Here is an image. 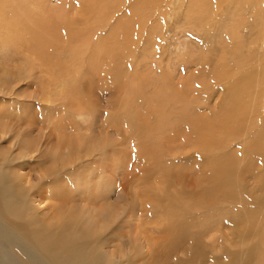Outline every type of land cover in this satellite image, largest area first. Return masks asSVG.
Returning a JSON list of instances; mask_svg holds the SVG:
<instances>
[{"label":"rangeland","instance_id":"374dc122","mask_svg":"<svg viewBox=\"0 0 264 264\" xmlns=\"http://www.w3.org/2000/svg\"><path fill=\"white\" fill-rule=\"evenodd\" d=\"M263 5L0 0V70L23 93L0 95V107L17 101L11 107L22 105L26 118L73 123L67 136L76 142L106 134L116 142L108 155L84 161L85 195L106 207L119 189L122 245L138 251L130 262L264 264ZM49 28L57 44L39 57L33 34L50 38ZM81 87L87 104L76 96ZM232 99L236 123H224L236 109ZM97 122L111 127L88 126ZM230 156L241 180L233 200L214 172ZM170 226L182 230L180 241L162 248Z\"/></svg>","mask_w":264,"mask_h":264},{"label":"bare ground","instance_id":"6f19581e","mask_svg":"<svg viewBox=\"0 0 264 264\" xmlns=\"http://www.w3.org/2000/svg\"><path fill=\"white\" fill-rule=\"evenodd\" d=\"M48 32L52 35L50 38L33 34L32 44L35 47L32 50L38 52L39 57L43 56L42 50L48 47L54 49L57 44H54V31L49 28ZM6 73L7 70L2 67L0 95L23 96L21 91L15 92L9 86ZM15 79L20 80V75H16ZM86 91L84 87L79 88L76 96L87 104ZM232 101L234 105L237 103L236 99ZM11 103L7 110L4 106L0 107V264H134L135 259L130 262L129 255L137 258L138 251L135 249L136 252H133L132 246L122 245L119 235V227L124 225L120 219L119 189L116 190L117 199L106 207L89 203L85 195L89 189L86 183L91 179L86 160L96 155L99 158L108 155V150L116 142L110 143L106 133V138L102 136L100 141L93 138L89 143L91 138L85 137L82 141L81 136V141L76 142L74 135L72 138L67 135L72 134L77 125L62 119L43 122L37 117L26 118L25 108L20 104L13 108ZM237 107L238 103L230 113L232 118L226 116L222 122L232 119L236 123ZM84 108L90 110L87 105ZM92 124L88 126L111 127L106 122ZM83 125L80 123L78 127ZM218 125L217 119L213 127L216 129ZM226 128L231 131L234 126ZM41 129L48 132L42 134ZM31 133L36 134L35 138ZM101 161L105 167L104 158ZM107 165L113 169L109 174L114 184L119 182L113 165ZM75 166L78 167L75 169ZM214 172L220 188L232 200L237 197L233 194L241 180L234 159L230 156ZM75 178L81 183L77 184ZM178 231L182 230L170 226L165 231L167 234L164 233L161 247L171 249L176 245L180 241ZM125 253L128 255L125 256ZM200 263L201 260L194 264Z\"/></svg>","mask_w":264,"mask_h":264}]
</instances>
